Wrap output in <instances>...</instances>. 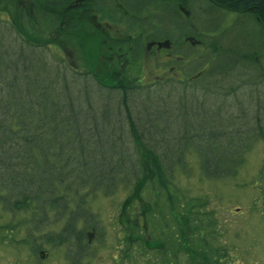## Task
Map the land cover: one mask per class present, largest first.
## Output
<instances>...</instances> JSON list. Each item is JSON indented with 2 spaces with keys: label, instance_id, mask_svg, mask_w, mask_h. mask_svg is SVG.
<instances>
[{
  "label": "trees",
  "instance_id": "trees-1",
  "mask_svg": "<svg viewBox=\"0 0 264 264\" xmlns=\"http://www.w3.org/2000/svg\"><path fill=\"white\" fill-rule=\"evenodd\" d=\"M46 4L91 5L133 30L143 22L123 9L137 15L151 9L154 22L132 38L134 54L142 55L144 37L170 48L157 63L166 72L144 80L137 62L112 83L0 15V206L25 214L24 240L36 262L39 253L62 247L68 264H85L95 251L92 238L104 231L90 199L151 171L146 221L127 259L236 264L208 197L188 196L174 183L192 153L205 178L235 175L264 139V0ZM259 180L264 201V165Z\"/></svg>",
  "mask_w": 264,
  "mask_h": 264
},
{
  "label": "rangeland",
  "instance_id": "rangeland-1",
  "mask_svg": "<svg viewBox=\"0 0 264 264\" xmlns=\"http://www.w3.org/2000/svg\"><path fill=\"white\" fill-rule=\"evenodd\" d=\"M122 13L143 25L133 30L127 21L104 18L91 5L80 9L76 5L52 8L46 0H0L1 16L16 21L30 38L51 43L78 67L87 65L100 78L116 83L128 66L141 62V67H145L143 79H154L165 71L157 63L166 60L170 44H156L144 37V51L141 56L136 54V60L132 38L147 27L144 22H154L155 12L149 9L137 15L123 9ZM166 20H170L168 15ZM243 36L249 37L247 29H243ZM116 60L119 64L115 65ZM244 160L235 175L210 179L203 176L198 157L192 153L187 169L176 170L174 184L187 191L188 196L208 197V205L218 216L222 237L232 249L236 264H264V201L259 189L262 186H258L264 165V139L252 145ZM153 176L150 171L142 181L121 186L110 196L99 193L90 199L92 209L103 221L104 231L92 238L95 251L85 264H145L141 255L137 262H130L127 248L141 236L139 229L145 224L150 200L145 183ZM27 226L23 212L14 215L0 206V264H68L62 247L39 253L40 260L36 262L24 240ZM50 228L57 229L56 224ZM10 231L14 232L12 237Z\"/></svg>",
  "mask_w": 264,
  "mask_h": 264
}]
</instances>
